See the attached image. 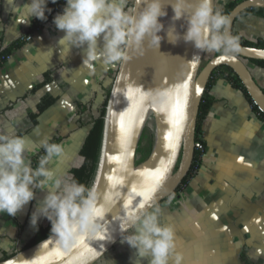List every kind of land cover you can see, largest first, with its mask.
Instances as JSON below:
<instances>
[{"label":"crops","instance_id":"crops-1","mask_svg":"<svg viewBox=\"0 0 264 264\" xmlns=\"http://www.w3.org/2000/svg\"><path fill=\"white\" fill-rule=\"evenodd\" d=\"M229 1L214 0L215 11L222 12ZM15 2L22 6L31 0ZM65 7L66 3L0 66V135L24 138V158L31 168L44 142L57 139L63 152L45 167L54 179L69 182L68 171L78 160L119 61L106 65L98 59L84 66L86 45L72 47L69 54L66 49L61 52L58 41L65 33L53 19ZM33 18L17 23L8 0H0V45L23 35ZM233 28L245 39H264V13L238 17ZM215 52L206 54L210 59ZM245 63L264 91V68ZM209 93L214 101L201 125L204 152L198 168L180 191L149 212L158 208V223L173 230L168 264H177V258L179 264H264V120L222 77L214 79ZM44 96L55 101L39 112ZM48 191L34 189V199L15 216L0 213V260L22 250L45 221L41 216L33 226L31 215ZM149 259L136 256V250L120 239L94 264H149Z\"/></svg>","mask_w":264,"mask_h":264},{"label":"water","instance_id":"water-1","mask_svg":"<svg viewBox=\"0 0 264 264\" xmlns=\"http://www.w3.org/2000/svg\"><path fill=\"white\" fill-rule=\"evenodd\" d=\"M211 5L215 11L214 0ZM143 6L133 1L132 7L137 11ZM254 7L264 9V0H243L229 12L228 31L232 36L239 14ZM166 10L168 15L160 18L164 29L158 33L163 37L159 48L146 39L141 47L143 54L129 48L130 59L119 61L105 108L99 158L89 189L95 194L92 209L82 214V203L65 222L61 234L52 233L1 260L0 264H94L131 230L130 227L125 230V217L129 213L149 212L171 196L192 165L199 104L215 68L229 66L264 113V91L244 61L264 60V48L238 43L237 51L219 53L202 65L205 51L182 38L175 44L168 41L170 25L175 24L181 37L187 25L184 19L172 21L174 13L170 4L166 3ZM196 55L199 59H193ZM145 128L153 133V146L147 158L136 164V150ZM160 173L162 179L156 182L155 177ZM147 188L154 191L145 203L138 193Z\"/></svg>","mask_w":264,"mask_h":264},{"label":"clouds","instance_id":"clouds-1","mask_svg":"<svg viewBox=\"0 0 264 264\" xmlns=\"http://www.w3.org/2000/svg\"><path fill=\"white\" fill-rule=\"evenodd\" d=\"M56 2L51 0V3ZM8 3L16 14L17 23H27L31 17L45 21L46 11H51L47 8L48 0H31L22 6H17L15 0H8ZM134 3L144 6L137 11L135 7L128 9L129 0H66L63 12L53 19L57 29L65 33L58 41L61 52L66 49L69 54L72 47L86 45L83 65L91 67V62L98 59L106 65L127 61L130 59L129 48L143 54L141 47L146 39L159 48L163 37L158 33L164 29L160 18L168 15L166 3L173 10L172 21L184 19L187 25L182 37L174 23L169 26L167 38L170 43L175 44L182 38L199 50L222 51L225 55L238 50V37L228 31L230 18L214 11L211 0H198L197 3L193 0H134ZM193 59H199V55ZM44 147L46 156L33 170L24 158V138L0 135V213L15 216L34 199V189H49L41 206L33 211L31 224L36 226L43 216L51 222V233L61 234L67 213L72 211L75 215L77 198H81L84 205L82 214H87L93 207L95 194L89 191L88 198L84 199L86 189L83 185L54 179L45 166L63 152V147L47 142ZM158 211L157 208L155 212ZM155 212L129 213L125 217V230L130 227L132 231L121 236V243L135 249L136 256L141 259L150 257L149 264H168L169 253L174 248V233L171 227L158 223Z\"/></svg>","mask_w":264,"mask_h":264},{"label":"trees","instance_id":"trees-1","mask_svg":"<svg viewBox=\"0 0 264 264\" xmlns=\"http://www.w3.org/2000/svg\"><path fill=\"white\" fill-rule=\"evenodd\" d=\"M243 0H231L227 2L222 10V14L228 15L229 12L234 8L235 5H237L239 2ZM66 3V0H57L56 3H51V0H48L47 8L51 9L50 12L46 11L47 20L41 21L37 18H33V20L29 23V26L26 30V32L14 39L12 42H10L8 45L2 47L0 45V66L5 62V60L10 56V54L14 51L19 49L24 43H25V37L33 33L34 31L41 28L47 21H49L53 14L56 13L61 6H63ZM133 1H129V9L132 8ZM251 12H257V13H264L263 8L254 7V8H248L243 10L239 17L245 16ZM233 36L238 37V43L244 45V46H253L257 48H264V39L263 38H257L254 41L245 39L241 35H239L233 28ZM219 53H222V51H216L214 55H217ZM206 56V55H205ZM209 60V58H208ZM207 60V61H208ZM244 61H247L250 64L259 66L261 68H264V60H258V59H245ZM206 63V62H205ZM117 71V70H116ZM115 71V73H116ZM115 76V74H114ZM113 76V78H114ZM222 77L224 78L229 84L241 91V93L245 96L249 104L251 105V109L259 116L260 119L264 120V113H262L256 104L253 103L250 95L248 94L247 90L245 89L244 85L240 81L239 77L233 72V70L229 66H219L215 68L208 80V83L206 85V89L203 93V96L201 98L200 104H199V110L198 115L196 119V128H195V140H199L203 143L204 141L200 137V131H201V125L202 121L205 118L209 108L211 107L214 99L209 93V89L214 82V79ZM48 79V78H47ZM113 81V79H112ZM111 81V84H112ZM110 93V88H108L105 91L104 99L97 110V113L95 117L93 118L90 128L84 138V141L80 147V150L78 152V160L75 163V165L68 171V181L69 182H75L79 185H83L86 189L84 193V199L91 187L97 163L99 158V152H100V145H101V137H102V131H103V124H104V115H105V108L108 101ZM55 99L51 96H44L41 98V100L38 103V111L42 112L45 109H47L49 106H51L54 103ZM33 122H35V116L32 117ZM147 139V141H146ZM57 139H53L51 141H48L47 143H57ZM153 146V133L149 128H145L143 130V133L141 135L136 154L139 155L138 159H136V164L141 163L144 161L147 156L149 155L151 149ZM204 152V150H203ZM202 151L195 150L194 158L192 161V165L190 167V170L188 174L185 176V178L182 180L181 184L177 187L176 191H180L181 188L187 184L188 180L192 177L195 170L198 168L200 164L201 157L203 155ZM46 156L45 147L41 149L39 154L37 156H34L32 158V168L35 170L40 166L39 158H44ZM77 210L79 209L80 205L82 204V199L77 198L75 201ZM76 210V212H77ZM75 212V213H76ZM73 216V212L69 211L66 215L67 222L71 217ZM51 233V222L46 218L45 221H43L39 226L37 227L35 233L33 234L31 240L22 248L25 249L27 247H30L39 241L43 240L47 236H49ZM13 255V254H12ZM12 255H5L1 260L7 259ZM0 260V261H1Z\"/></svg>","mask_w":264,"mask_h":264},{"label":"snow or ice","instance_id":"snow-or-ice-1","mask_svg":"<svg viewBox=\"0 0 264 264\" xmlns=\"http://www.w3.org/2000/svg\"><path fill=\"white\" fill-rule=\"evenodd\" d=\"M157 171L159 172V170H157ZM162 176H163V173H160V175L156 176V177H155L156 182H159L160 179H162ZM135 191H136V190L133 189V192H135ZM152 191H154V188H147V189H145L144 191L138 193V195L143 196V197L145 198V201H146V200L151 199V192H152ZM142 206H144V205L141 204V207H142ZM96 214L99 215L100 213L97 211Z\"/></svg>","mask_w":264,"mask_h":264},{"label":"built area","instance_id":"built-area-1","mask_svg":"<svg viewBox=\"0 0 264 264\" xmlns=\"http://www.w3.org/2000/svg\"><path fill=\"white\" fill-rule=\"evenodd\" d=\"M31 39V36H26L25 37V40L26 41H28V40H30ZM200 137H201V135H200ZM194 148H195V150H199V151H202L203 152V150H204V145H203V143L201 142V141H199V140H195V143H194Z\"/></svg>","mask_w":264,"mask_h":264},{"label":"rangeland","instance_id":"rangeland-1","mask_svg":"<svg viewBox=\"0 0 264 264\" xmlns=\"http://www.w3.org/2000/svg\"><path fill=\"white\" fill-rule=\"evenodd\" d=\"M207 53V52H206ZM206 56L204 57V59H203V62H202V65H204L205 64V62H207V60H208V58L210 57V56H207V54H205ZM149 125H151L150 123H149ZM146 141H147V139H146ZM138 157H139V155H136V159H138ZM77 159H78V157H77ZM175 193H177V192H174L173 194H175ZM172 194V195H173ZM162 202V201H161ZM161 202H159V203H161ZM158 203V204H159ZM157 204V205H158Z\"/></svg>","mask_w":264,"mask_h":264}]
</instances>
